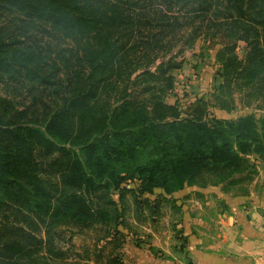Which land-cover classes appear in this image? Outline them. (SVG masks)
<instances>
[{
	"label": "trees",
	"instance_id": "16d2710c",
	"mask_svg": "<svg viewBox=\"0 0 264 264\" xmlns=\"http://www.w3.org/2000/svg\"><path fill=\"white\" fill-rule=\"evenodd\" d=\"M0 21V264L64 256L54 224L118 223L110 193L121 201L128 180L173 201L208 177L234 183L249 155L264 158L255 112L209 118L202 99L166 101L177 57L219 33L231 39L216 55L219 104L233 109L236 86L264 101V0H0ZM35 29L69 40L59 59L29 41ZM35 222L44 239L24 226Z\"/></svg>",
	"mask_w": 264,
	"mask_h": 264
},
{
	"label": "rangeland",
	"instance_id": "374dc122",
	"mask_svg": "<svg viewBox=\"0 0 264 264\" xmlns=\"http://www.w3.org/2000/svg\"><path fill=\"white\" fill-rule=\"evenodd\" d=\"M31 35L29 41L49 50L53 58L59 59L58 52L70 44L69 40L56 33L47 34L35 29ZM229 42L231 39L219 33L216 36H202L193 48H186L177 57L178 61L182 60V66L173 71L176 78L175 90L167 96L166 101L174 103L178 99L181 108L186 109L191 105L192 109L195 101L202 99L201 106L207 108L209 118L236 119L251 112H255L258 120L264 118V101L250 95L247 88H239L234 83L231 85L236 86L232 90L233 99L228 100L233 105L231 110L222 108L216 98L215 92L224 82L218 73L220 63L216 55ZM244 46L245 42L240 41L237 48L240 55ZM53 62L49 59L50 64ZM56 63L61 69L64 66V61ZM9 90L19 101L24 100L25 91L20 85H13ZM228 92L227 88L226 94ZM232 180L235 182L230 184V180H227L214 185L213 179L208 177L205 185L197 182L175 193L173 201L163 197L164 193L159 188H155L154 194H140L139 182L128 180L125 187L130 190H126L121 201L119 192L110 193L111 198L119 202L118 206L122 209L118 223L110 218V221L99 218L83 227L74 223L54 224V244L65 255L53 256L45 261L43 253H39V259L34 264H111L110 258L113 256L119 258V264H152L149 260H155L158 255L162 257V253L167 252L165 249L169 252L174 249L184 251L185 257H189L188 237L195 238L194 235L198 232L199 235L202 234L200 238L204 242L223 238L220 223L223 219L218 215L219 210H239L235 205L241 208L242 204L239 203H243L246 208L238 212L237 218V222L241 224L245 221V213L255 206L262 210L258 216H263L264 158L256 154L249 155L248 167L241 173L234 174ZM108 210L109 217L115 216L112 208ZM10 214L11 211H8L5 215ZM196 216L197 222L203 223L204 228L196 224L190 225V222L194 223ZM15 220L11 216L10 221ZM24 226L36 237L44 239L46 236L44 225L35 222L31 225L24 223ZM112 236L118 239L117 243L110 241ZM156 243H160V246Z\"/></svg>",
	"mask_w": 264,
	"mask_h": 264
},
{
	"label": "crops",
	"instance_id": "0c3cea01",
	"mask_svg": "<svg viewBox=\"0 0 264 264\" xmlns=\"http://www.w3.org/2000/svg\"><path fill=\"white\" fill-rule=\"evenodd\" d=\"M239 204H242L241 208L239 205H235L239 210L221 209L218 211L219 217L223 219L220 220L223 238L204 242L200 238L202 234L199 235L197 232L194 235L195 238L188 237L190 242V248L187 249L190 252L189 257H185L184 251L180 252L174 249L169 252L165 249L167 252H163L162 257L158 255L153 261L148 259L149 262L152 264H264V214L260 216L262 210L255 206L254 209L250 208V211L245 213V221L242 224L238 223V212L244 211L246 208L243 203ZM258 214L260 215L258 216ZM197 220L198 216L194 223L190 222V225L196 224L200 228H204L203 223L200 224ZM156 244L160 246V243Z\"/></svg>",
	"mask_w": 264,
	"mask_h": 264
}]
</instances>
